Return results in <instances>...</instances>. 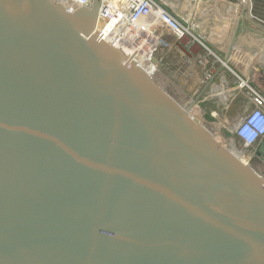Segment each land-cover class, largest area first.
<instances>
[{"label": "water", "instance_id": "95a60500", "mask_svg": "<svg viewBox=\"0 0 264 264\" xmlns=\"http://www.w3.org/2000/svg\"><path fill=\"white\" fill-rule=\"evenodd\" d=\"M99 8L0 0V264H264V140L240 162Z\"/></svg>", "mask_w": 264, "mask_h": 264}, {"label": "crops", "instance_id": "0c3cea01", "mask_svg": "<svg viewBox=\"0 0 264 264\" xmlns=\"http://www.w3.org/2000/svg\"><path fill=\"white\" fill-rule=\"evenodd\" d=\"M183 1L188 6L187 12H189L185 16V21L206 24V37L202 39L204 45L229 67V69L222 70L225 82L229 81L234 74H238L256 86L264 95V0H250L251 14L246 10L243 0ZM173 14L178 18L175 13ZM213 18L214 20H211ZM210 29L213 31L210 32ZM168 37H170L167 38L170 43H175V45L168 52L160 53V68L165 61L166 65H170L174 60L175 62H187L191 67L186 72V79H181L180 86L176 85L174 80L171 81L169 75L168 78L164 75H161V78L158 76V80L167 88L169 86L179 96L183 95L185 100L189 99L193 102L190 104L191 109H195L194 111L197 113L200 111L202 115L200 119L205 125L212 126L213 130H217L221 134L222 128L217 123L218 121L223 123L226 121L227 129L236 127L240 120L247 115L246 113L253 109L246 96L235 89L231 83L219 85L221 81L217 76L214 82H206L201 67L198 68L202 70H200L201 74L197 75L195 68L199 65L197 60L204 50L203 46L199 43L193 44L190 38L177 43L173 37ZM175 51L179 53V60L178 58L176 60L175 56L174 60L171 57ZM146 58V54H139L138 59L141 64L146 66L145 69L148 67L154 74L157 67L152 62H146ZM178 92H181L182 95ZM195 102L202 106V111L199 106L195 107ZM247 106L248 110L244 114ZM221 136L220 139H222ZM257 170L264 174V164H257Z\"/></svg>", "mask_w": 264, "mask_h": 264}, {"label": "built area", "instance_id": "2783aa9c", "mask_svg": "<svg viewBox=\"0 0 264 264\" xmlns=\"http://www.w3.org/2000/svg\"><path fill=\"white\" fill-rule=\"evenodd\" d=\"M74 7H90L93 0H72ZM246 10L252 13V4L250 0H243ZM113 21L112 31L109 36L116 37L117 40L112 41L113 45L118 49L117 45L125 36L128 29H133L138 39L135 43H143L147 40V46H153L154 51L150 56L151 62L154 55L160 51L168 52L174 47L167 39L171 36L175 42L179 43L190 38L192 43H199L204 50L198 58V64L204 72L206 82H214L217 78L223 83H231L235 89L242 92L247 100L252 104L253 109L245 115L238 125L230 132L240 142L243 149L252 155L257 145L264 140V95L260 90L249 83L248 80L242 78L238 74H234L232 78L225 82L223 79V69H229L217 55L206 47L203 40L195 34L191 25L187 21H181L167 8L161 5L157 0H100V8L98 13V23L103 24ZM146 23L139 31L138 23ZM98 32V31H97ZM101 38L109 41V37L98 32Z\"/></svg>", "mask_w": 264, "mask_h": 264}, {"label": "rangeland", "instance_id": "374dc122", "mask_svg": "<svg viewBox=\"0 0 264 264\" xmlns=\"http://www.w3.org/2000/svg\"><path fill=\"white\" fill-rule=\"evenodd\" d=\"M161 5H163L165 8H167L171 13H175L177 16H178V19H180L181 21H185V16L187 15V13L189 14V12H187L188 11V6L186 5V3L183 1V0H157ZM213 12V11H212ZM241 13V12H240ZM211 20H214V18L213 19H211ZM190 25H191V27H192V29L194 30V32L196 33V34H198V36H200V37H202L201 39H204V37H206L205 35H206V32H207V30H206V24L205 23H197V22H193V23H189ZM198 25V27H196V26ZM212 25L214 26V24L212 23ZM211 26V25H210ZM201 28V29H200ZM201 31H202V33H201ZM213 30H211L210 29V32H212ZM167 38H170V37H168L167 36ZM174 39V38H173ZM175 40V39H174ZM165 52V51H164ZM159 53V57H160V53L161 54H163L162 53V51H160V52H158ZM174 56L176 57V60H177V58H178V60H179V53L178 52H173L172 53V55H171V57H172V59L174 60ZM170 57V58H171ZM169 59V58H168ZM168 59H167V62H168ZM172 60V61H173ZM167 63H166V61H165V63L163 64V66L161 67V68H159L158 69V76H160V77H162L161 75H164L165 77H167L168 75L171 77V81L172 80H174V82L176 83V85H178V86H180L181 85V79L182 80H184V79H186V72L187 71H189L190 70V65L187 63V62H175V60H174V62H172L170 65H166ZM200 66L198 65L196 68H195V70H196V73H197V75H200L201 74V72H200V70L198 69ZM202 71V70H201ZM168 78V77H167ZM174 78V79H173ZM157 80V79H156ZM162 86L170 93V94H173L178 100L180 99V100H183V107H187V108H189V105L190 104H192L193 102H191L189 99H187V100H184L181 96H179L178 94H176V92H174V91H172L171 90V88H167V87H165L163 84H162ZM189 95V94H188ZM189 96H191V95H189ZM195 105H198L199 107H200V110L202 109L201 107V105H199V103L197 102H195ZM250 105V104H249ZM248 105V106H249ZM248 106L245 108V111H244V114H245V112H247V110H248ZM252 108V107H251ZM252 109H250V111H251ZM202 111V110H201ZM249 111V112H250ZM198 116H199V118H198V121L200 120L203 124H205L204 122H203V120L202 119H200L201 117H202V115L200 114V111H198ZM246 114H248V112L246 113ZM214 122V121H213ZM218 124H220L221 125V134H222V136H224L225 138H223L222 136H221V134H220V132L219 131H217V130H213L212 129V126H208L209 127V129L216 135V136H218L219 137V139H220V136H221V138L223 139V140H225V141H222L227 147H229V149H231V151H233V152H237L238 153V150H242L243 149V147H242V145L240 144V142L236 139V137H234V136H232L231 135V130L232 129H227L226 128V121L223 123V122H221V121H218L217 122ZM226 129L228 130V132H227V134L225 133V131H226ZM229 133V134H228ZM235 150H237V151H235ZM248 155V154H247Z\"/></svg>", "mask_w": 264, "mask_h": 264}, {"label": "bare ground", "instance_id": "6f19581e", "mask_svg": "<svg viewBox=\"0 0 264 264\" xmlns=\"http://www.w3.org/2000/svg\"><path fill=\"white\" fill-rule=\"evenodd\" d=\"M60 2H61V4L62 5H64L67 9H69V10H71L72 11V8H73V2H72V0H60ZM75 10V9H74ZM98 22V21H97ZM113 21L109 24V21H107V22H105L104 24H103V22H102V24H100V23H98L97 24V31L98 32H102V35H106V36H108L110 39H109V41L108 40H105L104 39V41H106V42H108L109 44H111L112 46H114L113 45V43H112V41L114 42L115 40H117L116 39V37H114V36H112V35H110L109 36V33L112 31V29L111 28H113ZM143 27H146V23L145 22H143V23H138L137 24V29H139V31L140 30H142V28ZM200 37V36H199ZM138 39H140V38H138V35H137V37H136V34H135V32H134V30L133 29H128V31H126L125 32V36L120 40V42L118 43V45H117V47H118V49L120 50V52H122L125 56H127V57H131L133 54H135L136 53V51H137V53L134 55V57H133V59L136 61V63L138 64V65H140L142 68H144L145 69V65H142L141 64V62H140V60L138 59L139 58V54H146V56H147V58H146V62H150L149 61V59H150V56H152V54H153V51H154V48H153V46H147V43H146V41L147 40H144L143 41V43H141L140 42V40H139V42L137 43V45H135V43H136V41L138 40ZM157 67V66H156ZM157 69H158V67H157ZM157 69H156V71L154 72L155 74L157 73ZM148 73H150V75H152L153 77V79L156 81V79H157V81H158V83L159 84H161V86H162V83L158 80V76H157V74L156 75H154V74H152L151 72H150V70L148 69V67H147V69H145ZM166 87V86H165ZM164 88V87H163ZM165 89V88H164ZM183 104V103H182ZM181 104V105H182ZM195 104V103H194ZM191 105H189V108H187V107H183V105H182V107L184 108V109H186V110H189V115H190V117L194 120V121H196L197 123H201V124H203L200 120L198 121V118H197V116H198V113H197V111H194L195 109H191V107H190ZM195 107H198V105H195ZM191 110H193V111H191ZM203 125H205V124H203ZM212 132V131H211ZM213 133V132H212ZM213 135L215 136V138L227 149V150H229L240 162H242L243 164H245V165H249L250 163H251V159H250V156L249 155H247V154H245V149H242V150H238V153L237 152H233V151H231V149H229V147H227L222 141H225V140H223V139H219V137L218 136H216L214 133H213ZM235 151H237V150H235ZM248 161H247V160Z\"/></svg>", "mask_w": 264, "mask_h": 264}, {"label": "flooded vegetation", "instance_id": "af4514ba", "mask_svg": "<svg viewBox=\"0 0 264 264\" xmlns=\"http://www.w3.org/2000/svg\"><path fill=\"white\" fill-rule=\"evenodd\" d=\"M258 146V145H257Z\"/></svg>", "mask_w": 264, "mask_h": 264}]
</instances>
